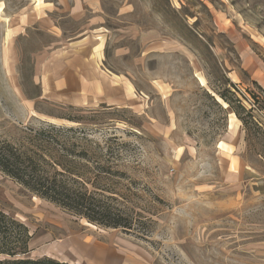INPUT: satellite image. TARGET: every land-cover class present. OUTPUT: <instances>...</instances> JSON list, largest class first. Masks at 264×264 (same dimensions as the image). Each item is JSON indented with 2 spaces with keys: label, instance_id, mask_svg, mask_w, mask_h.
I'll return each mask as SVG.
<instances>
[{
  "label": "rangeland",
  "instance_id": "374dc122",
  "mask_svg": "<svg viewBox=\"0 0 264 264\" xmlns=\"http://www.w3.org/2000/svg\"><path fill=\"white\" fill-rule=\"evenodd\" d=\"M98 1L111 37L105 65L134 87L122 107L36 100L33 56L50 37L30 30L9 56L5 18L30 0H0V142L27 147L48 124L87 136L122 174L110 187L134 218L128 232L89 224L0 173V210L29 229L30 258L264 264V92L251 73L264 68V0ZM60 17L63 30L76 27ZM129 25L154 38L117 39Z\"/></svg>",
  "mask_w": 264,
  "mask_h": 264
},
{
  "label": "trees",
  "instance_id": "16d2710c",
  "mask_svg": "<svg viewBox=\"0 0 264 264\" xmlns=\"http://www.w3.org/2000/svg\"><path fill=\"white\" fill-rule=\"evenodd\" d=\"M219 98L231 109L223 95ZM232 113L245 127L243 118ZM109 160L87 136L51 124L35 131L27 147L0 142L3 176L89 224L128 232L134 218L110 187L122 174L109 166ZM31 239L24 224L0 210V264H69L48 257L30 258Z\"/></svg>",
  "mask_w": 264,
  "mask_h": 264
},
{
  "label": "crops",
  "instance_id": "0c3cea01",
  "mask_svg": "<svg viewBox=\"0 0 264 264\" xmlns=\"http://www.w3.org/2000/svg\"><path fill=\"white\" fill-rule=\"evenodd\" d=\"M60 16L71 20L76 27L71 31L63 30ZM105 22L106 16L98 0H55L54 4L47 0H30L26 6L7 15L9 56L17 52L16 42L30 30L50 37L33 56L32 80L40 91L36 100L78 109L129 105L135 97L133 85L124 73H113L105 65L106 44L111 38ZM116 31L117 39L131 37L148 43L154 38V32H143L133 25ZM162 47L174 48V42H165ZM121 50L117 48L115 55H120ZM242 53L250 58L252 52L244 47ZM251 69L254 83L264 92V68H259L257 62Z\"/></svg>",
  "mask_w": 264,
  "mask_h": 264
}]
</instances>
